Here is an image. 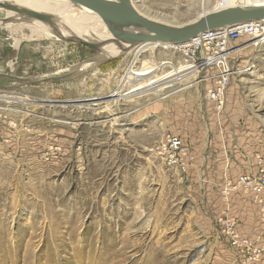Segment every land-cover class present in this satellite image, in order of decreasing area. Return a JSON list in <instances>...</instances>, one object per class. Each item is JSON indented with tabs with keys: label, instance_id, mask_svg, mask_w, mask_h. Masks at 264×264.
<instances>
[{
	"label": "rangeland",
	"instance_id": "374dc122",
	"mask_svg": "<svg viewBox=\"0 0 264 264\" xmlns=\"http://www.w3.org/2000/svg\"><path fill=\"white\" fill-rule=\"evenodd\" d=\"M133 1L176 26L217 4ZM0 35V264H236L218 236L220 189L203 180L209 149L188 177L156 145L167 130L195 152L201 137H225L232 176L254 172L264 156V39L230 43L241 70L218 109L210 83L162 97L199 79L174 45L124 55L98 45L111 56L94 63L99 51L72 38L16 48ZM210 171L219 179L217 164Z\"/></svg>",
	"mask_w": 264,
	"mask_h": 264
},
{
	"label": "built area",
	"instance_id": "2783aa9c",
	"mask_svg": "<svg viewBox=\"0 0 264 264\" xmlns=\"http://www.w3.org/2000/svg\"><path fill=\"white\" fill-rule=\"evenodd\" d=\"M242 38L263 40L264 20L208 29L189 41L174 45L182 52L190 69L197 72L198 82L210 83L207 95L217 103L218 109L223 106L232 78L241 70V66L231 64L232 56L239 49L230 46V43ZM156 149L167 163L184 175L196 166L198 154L190 149L183 136L166 132ZM224 169L220 186L224 205L217 221L218 236L231 250L236 264H258L264 259V235H244L240 232L239 220L232 212L231 196L233 193L249 196L251 202L262 211L264 219V156L257 158V169L254 172L242 173L237 178L232 176L230 163Z\"/></svg>",
	"mask_w": 264,
	"mask_h": 264
},
{
	"label": "bare ground",
	"instance_id": "6f19581e",
	"mask_svg": "<svg viewBox=\"0 0 264 264\" xmlns=\"http://www.w3.org/2000/svg\"><path fill=\"white\" fill-rule=\"evenodd\" d=\"M203 1L204 5L207 4V0ZM132 3L138 10L133 0ZM216 3V8L264 6V0H217ZM0 4H2V6L0 5V10H6L7 12V17L0 19V34L4 33V35L12 37L16 48L20 47L24 41L30 44L32 42L35 45L38 42L40 43L43 38H46L50 39L51 43L49 45L52 46L54 42L68 41V39L72 38L97 49L99 53L94 62L97 63L101 56H111L105 54L101 48H98V45H103L102 48L112 46L114 50L110 53L119 55L122 52L124 55L133 48L145 45L152 44L151 48L153 50L159 47L170 49V46H172V43H161L158 41L136 44L129 40L130 37L143 35L146 31L129 17L122 16L118 20L112 21L72 0H0ZM138 11L140 12V10ZM208 11L210 10H204V12ZM140 13L143 14L142 12ZM131 26L132 29H130ZM85 66L67 69L73 70L71 76L77 77L86 70ZM197 84L198 80L196 78L189 79L182 85L167 91L162 97L164 98L183 89L194 87ZM117 119L118 117L115 118L116 121Z\"/></svg>",
	"mask_w": 264,
	"mask_h": 264
},
{
	"label": "water",
	"instance_id": "95a60500",
	"mask_svg": "<svg viewBox=\"0 0 264 264\" xmlns=\"http://www.w3.org/2000/svg\"><path fill=\"white\" fill-rule=\"evenodd\" d=\"M96 13L114 21L120 17H129L142 27L146 33L130 37V41L140 44L158 41L172 45L189 41L208 29H217L240 22L264 20V6L219 7L204 12L197 18L182 25H172L151 19L141 14L132 0H72Z\"/></svg>",
	"mask_w": 264,
	"mask_h": 264
},
{
	"label": "crops",
	"instance_id": "0c3cea01",
	"mask_svg": "<svg viewBox=\"0 0 264 264\" xmlns=\"http://www.w3.org/2000/svg\"><path fill=\"white\" fill-rule=\"evenodd\" d=\"M199 104V103H198ZM186 117V116H185ZM182 118V117H180ZM190 118V116H187L185 119ZM172 128V127H170ZM169 130H167L166 132H168ZM170 132V131H169ZM175 134V132H173ZM177 134V133H176ZM201 136V134H200ZM199 145V146H198ZM195 149L197 150V154H198V158L196 161V164L199 161H202L200 166H202V168L204 167V162H205V156L203 155L204 151H207L209 149L208 152V162L205 166V174L203 175V180L208 182L213 186V188L220 189V186L222 184L223 181V170L225 167V164L227 162H229L231 164V168H233L235 164L234 160L231 159L230 161L223 158L225 151L228 150L227 145H229V139L225 138V137H218V136H214L211 137V139L209 140H205V138L201 137L200 138V143L198 144ZM224 153V154H223ZM211 157V158H210ZM218 161V162H217ZM210 162V163H209ZM212 163H215V165L217 164V167L219 169V173L217 171L218 174H220L219 179H216L212 177L213 174H215V172L210 171L211 167L215 166L212 165ZM195 167L193 166L190 170V172L188 174H186L188 177H194L195 173ZM202 170V169H201ZM200 170V171H201ZM201 176V172L199 174ZM188 181V180H187ZM219 192V208H218V215L216 217V225H217V221L220 218V214H221V209L223 207V201L221 199V195H220V191ZM211 196V195H210ZM242 198V199H241ZM231 200H232V212L235 216H237L238 220H239V230L242 234H263L264 232L261 227L264 226V219H263V215H262V211L259 209L258 206L254 205L249 196H246L243 193H233L231 196ZM259 231V232H258Z\"/></svg>",
	"mask_w": 264,
	"mask_h": 264
}]
</instances>
